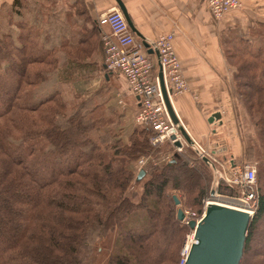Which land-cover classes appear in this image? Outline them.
I'll return each instance as SVG.
<instances>
[{
  "label": "trees",
  "instance_id": "trees-1",
  "mask_svg": "<svg viewBox=\"0 0 264 264\" xmlns=\"http://www.w3.org/2000/svg\"><path fill=\"white\" fill-rule=\"evenodd\" d=\"M30 5L38 7L32 18ZM101 44L85 0L0 6V264H87L93 246L110 234L114 248L103 264H179L190 229L178 211L200 216L210 197L212 171L191 149L157 168L147 165L135 180L141 157L160 159L172 148H154L150 127L126 130L125 114L109 106V90L80 95L72 107L59 90L32 102L59 69V54L97 66ZM226 48L234 63L232 93L255 128L247 152L258 164L240 264H264V34L233 39ZM41 140L48 147L37 146ZM218 187L219 195L239 197L232 186ZM140 212L150 231L139 230Z\"/></svg>",
  "mask_w": 264,
  "mask_h": 264
},
{
  "label": "crops",
  "instance_id": "crops-1",
  "mask_svg": "<svg viewBox=\"0 0 264 264\" xmlns=\"http://www.w3.org/2000/svg\"><path fill=\"white\" fill-rule=\"evenodd\" d=\"M122 2L134 27L147 42H156L163 35H174V48L188 90L173 98V108L193 142L207 151L212 163H205L214 174L228 163L235 164L243 152L242 115L231 90L233 72L224 56V47L232 39L252 38L264 32V0H241L242 8L220 21L214 19L206 0ZM85 3L100 30L110 33L105 19L108 12L118 9L116 1L85 0ZM153 59L158 66L157 56L153 55ZM106 80L109 81V77L106 76ZM121 80L129 92L122 93V98H132L134 105L130 107L136 117L138 100L127 90L126 80ZM215 113H220L221 119L210 124L209 119ZM193 147L190 148L196 153Z\"/></svg>",
  "mask_w": 264,
  "mask_h": 264
},
{
  "label": "built area",
  "instance_id": "built-area-1",
  "mask_svg": "<svg viewBox=\"0 0 264 264\" xmlns=\"http://www.w3.org/2000/svg\"><path fill=\"white\" fill-rule=\"evenodd\" d=\"M206 2L212 16L218 21L229 13L242 8L239 0H206ZM105 20L110 26V33L104 34L102 38L105 53V70L108 73L122 75L126 80L130 93L137 98L139 111L134 121L137 125L150 127L156 132V136L151 140V144L154 147L170 144L175 148L176 154H185L186 149L192 147V145L185 141L171 121L172 119H170L158 79L157 62L153 59V56L151 57L148 54L143 42L139 41L132 32L119 8L108 12ZM149 45L159 52V61L163 69L166 90L173 105V98L188 90L186 77H184L181 62L174 48V35L160 36L156 42L149 43ZM155 71L157 72L156 76H154ZM120 104L124 105V102L120 100ZM178 141L181 142L182 147H175V143ZM193 146L199 159L208 158L209 155L206 150L199 147L196 143ZM170 158L172 156L169 154L164 156L163 159L153 162L158 165V163L170 161ZM148 161L145 158L141 159L139 161V170L145 169ZM211 163L209 162V165ZM217 173L215 186H218L219 182L224 180L229 186L239 187L241 196L234 199L238 200L240 207H244L249 212L247 214L252 217L256 205V167L251 163L244 162L240 166L233 168L231 173L227 172L226 168L222 169V172L218 171ZM215 192L216 196L222 197L216 190ZM211 200V197L204 200L203 212L200 216L196 212L184 211L185 218L182 223L189 227L191 221H195L196 225H199L206 217L205 214H207L208 208L212 205ZM196 243L195 228L190 230V234L184 243L181 264H186Z\"/></svg>",
  "mask_w": 264,
  "mask_h": 264
},
{
  "label": "rangeland",
  "instance_id": "rangeland-1",
  "mask_svg": "<svg viewBox=\"0 0 264 264\" xmlns=\"http://www.w3.org/2000/svg\"><path fill=\"white\" fill-rule=\"evenodd\" d=\"M241 5L242 2L241 0H239ZM13 0H0V6L2 4H9L12 3ZM31 3H33V1H31ZM243 6V5H242ZM30 9L32 10V12L28 13V18H32L33 16L36 15L37 11H38V7L36 6H31L30 5ZM215 19V18H214ZM216 20V19H215ZM260 29H258L257 32H259ZM101 53L98 54V56L95 58V61H98L97 66L100 67V65H104L105 64V53H104V45H103V35L104 34H108L106 32L101 31ZM264 34V32L262 33ZM261 35V34H260ZM233 40V39H232ZM231 41V40H230ZM225 48V47H224ZM225 52L227 51V48L224 49ZM225 56V54H224ZM226 58V56H225ZM57 59L59 60V69L54 72L53 74H51L47 81L42 84L37 91L35 92V96L33 99V103L34 102H38L39 100H42L46 97H48L49 94L53 93L56 90L61 91V93L63 94L62 96L64 97L66 103L72 107L77 101H79V99L77 100L76 97L80 96L81 98H83L85 95L94 92L95 90H99L101 88H104L105 91L109 90L110 91V95L112 97V100L109 104V106L111 107V109L117 110L120 113L125 114L124 117V123H125V127L126 130H133L135 129V127L138 125L136 124L135 120V116L133 115V109L130 106H133V101L132 98L127 97L125 100L122 93L127 92L125 89V83L121 80L124 77L118 73H110L108 75L109 77V81L106 80V74L103 71H99L100 69H97V66H94L93 64L89 65V66H84V65H79L76 64L75 62H72V59L66 57L64 54H59L57 56ZM229 62V61H228ZM233 64L229 62V65L231 67L232 72H234L233 70ZM238 63H235V65H237ZM101 65V66H102ZM128 91H130L127 88ZM129 93V92H127ZM131 97L132 94H130ZM120 96V97H118ZM120 100H122V102H124V105L120 104ZM127 100V101H126ZM131 100V102H130ZM237 100V98H236ZM238 102V100H237ZM239 105V103H238ZM239 110L241 112V118H242V133H243V152L240 158H237L238 160L235 162V164H227L228 166H225L226 171L230 172L233 170V168H236L237 166H240L242 163L244 162H248L251 163L252 165H254L258 171V164L255 160H252L249 158V153L247 152V148L251 145H255L254 141H255V128L254 126L250 123L249 121V117H247L246 113L242 110V108L239 106ZM239 112V113H240ZM239 116V115H238ZM124 127V128H125ZM129 134L125 135V142L127 143L128 140V136ZM40 148H46L48 147V142L45 140H41L37 143ZM170 146V148H172L171 152L166 153L164 156L166 155H171L173 159V154H175V148L172 147L170 144H164L160 146H157V148H164V146ZM155 148V147H154ZM191 149V148H188ZM191 151V150H190ZM188 153V150H187ZM164 156H162L163 159ZM196 156V155H195ZM197 157V156H196ZM148 159V166H153V167H159L167 162H161L158 163V165L155 164V160H160V159H156L152 156H146V157H141L138 162L136 163L135 167H134V178L136 180L138 174H139V169H140V165H139V161L141 159ZM198 158V157H197ZM199 159V158H198ZM200 160V159H199ZM146 165V167H147ZM212 171V170H211ZM218 172V171H217ZM216 172V174L213 173L212 171V176H213V181H212V186H211V190H218V186L216 185V176L218 175V173ZM221 172H222V168H221ZM221 183H224L226 185L229 186L228 183H226L224 180L220 181ZM135 187V186H133ZM231 187V186H230ZM232 188L238 189L239 191V197L240 198V188L233 186ZM211 192V191H210ZM222 196V195H221ZM186 211H190V210H186ZM194 212V211H190ZM140 216V220L137 221V225L139 226V230H151V226L148 225V220L146 218V214L144 212H140L139 213ZM264 227V226H263ZM191 230V229H190ZM190 230L189 232L185 235L184 240L180 251H179V264H181V254L183 251V247H184V243L186 242L187 236L190 234ZM115 239H116V234H110L108 235V238L101 242L98 245L93 246V251L90 255V258L87 262V264H103L107 258L109 257V255L111 254V252L113 251L114 248V243H115Z\"/></svg>",
  "mask_w": 264,
  "mask_h": 264
},
{
  "label": "water",
  "instance_id": "water-1",
  "mask_svg": "<svg viewBox=\"0 0 264 264\" xmlns=\"http://www.w3.org/2000/svg\"><path fill=\"white\" fill-rule=\"evenodd\" d=\"M118 8L123 13L129 27L132 32L137 35L143 42L145 48L148 50L149 55H156L158 58V79L162 91V95L170 116L171 121L181 133L185 141L189 145H194L192 138L186 129L182 125L173 105L169 99L164 77L162 65L159 61V52L156 49L150 47L149 43L142 37L134 27L128 14V10L123 4L122 0H115ZM106 69L105 66H103ZM108 77V76H107ZM220 113H215L209 119L210 124H214L221 118ZM175 147H182L181 142H176ZM204 162L209 164L207 157L203 159ZM146 174L144 169L139 171L136 178L137 182H140ZM216 196L215 190H211L210 197L213 199ZM224 200H228L229 203L236 204L239 202L234 198L220 197ZM176 206H180V201L177 196H174ZM206 217L203 221L196 225L195 221H191L190 229L196 228V240L197 243L193 246L191 253L188 257L186 264H240L244 254V247L247 238V231L251 216L244 211L230 209L227 207H221L218 205H210L207 210ZM178 220L182 222L185 218L184 211L179 209Z\"/></svg>",
  "mask_w": 264,
  "mask_h": 264
},
{
  "label": "bare ground",
  "instance_id": "bare-ground-1",
  "mask_svg": "<svg viewBox=\"0 0 264 264\" xmlns=\"http://www.w3.org/2000/svg\"><path fill=\"white\" fill-rule=\"evenodd\" d=\"M211 201L213 205H218L221 207H227L230 209H236V210L244 211L245 213H249L244 207H240L239 202H236V204H232L229 203L228 200L226 201L218 196H215V198H213Z\"/></svg>",
  "mask_w": 264,
  "mask_h": 264
}]
</instances>
